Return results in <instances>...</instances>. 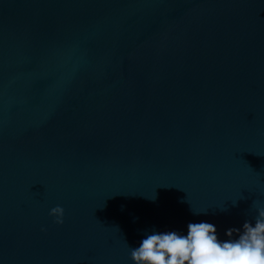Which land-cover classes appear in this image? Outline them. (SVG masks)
<instances>
[{
    "label": "water",
    "instance_id": "95a60500",
    "mask_svg": "<svg viewBox=\"0 0 264 264\" xmlns=\"http://www.w3.org/2000/svg\"><path fill=\"white\" fill-rule=\"evenodd\" d=\"M254 200L264 0H0V264H133Z\"/></svg>",
    "mask_w": 264,
    "mask_h": 264
},
{
    "label": "clouds",
    "instance_id": "9594fccd",
    "mask_svg": "<svg viewBox=\"0 0 264 264\" xmlns=\"http://www.w3.org/2000/svg\"><path fill=\"white\" fill-rule=\"evenodd\" d=\"M252 207L256 209L254 218L245 219L239 228L226 229V239L206 220L189 221L186 231H145L130 246L131 260L133 264H264V201L254 200ZM49 215L55 223H64L61 205L50 208Z\"/></svg>",
    "mask_w": 264,
    "mask_h": 264
}]
</instances>
